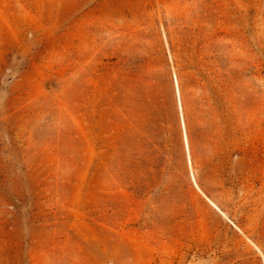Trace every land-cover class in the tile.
<instances>
[{
	"label": "rangeland",
	"instance_id": "374dc122",
	"mask_svg": "<svg viewBox=\"0 0 264 264\" xmlns=\"http://www.w3.org/2000/svg\"><path fill=\"white\" fill-rule=\"evenodd\" d=\"M0 264H264V0H0Z\"/></svg>",
	"mask_w": 264,
	"mask_h": 264
}]
</instances>
